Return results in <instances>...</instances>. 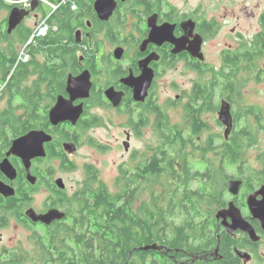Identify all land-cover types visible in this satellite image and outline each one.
<instances>
[{
	"label": "flooded vegetation",
	"instance_id": "flooded-vegetation-1",
	"mask_svg": "<svg viewBox=\"0 0 264 264\" xmlns=\"http://www.w3.org/2000/svg\"><path fill=\"white\" fill-rule=\"evenodd\" d=\"M71 1L76 4L71 24L67 25L65 30L59 28L57 24H52L57 29L52 30L50 34L61 36H58V41L48 42L47 46L41 47L49 50L53 47L65 48L68 51L64 54L60 53L65 51L57 54L53 51L44 54L41 51L36 58L31 56L28 61L34 64L36 59L41 63L46 62L50 66L59 67L61 72L65 71L64 80L60 84L43 83L38 91L35 89L36 86L38 87L35 82L40 76L38 73L33 74L28 78L30 83L26 90L28 98L43 111L46 109L49 112L59 96L69 99L68 77L71 75L78 77L88 72L92 82L90 97L75 103V105L84 104V115L75 126L70 123L52 126L47 112L40 117L29 116L26 133L22 132L21 125L13 123V117L0 116V183L15 190V196L11 197L0 193V229L13 227L12 223H14L15 229L29 232L27 237L6 250L11 260L15 261L34 259L43 264H65L64 258H66L67 263L86 264L87 254L83 253L81 248L77 252L71 248L70 253L63 255V235L65 231L87 236L108 232L102 223H97V215L99 220L100 214V211L96 212V202L100 200L97 193L101 188L107 189L110 194L117 192V180L121 175L123 177L121 189L130 192L136 188V196L132 201L137 197V209L142 207L143 166L150 163L157 152L159 137V122L156 115V111L160 108L158 82L169 71H182L184 75L191 76L186 83L175 81L172 85L171 93H174V96L169 97L166 110L172 125H178L183 137L187 139H190L194 132L199 133L196 137L199 141L223 139L227 126L221 120L220 112L222 107L227 106L233 119L228 139L230 140L241 122L236 113V106L242 97L239 85H236V88H226L224 75L231 73V63L239 60L242 52L254 49V44L264 41V9L261 4H250L253 0H106L103 9L109 11L113 8L108 19L101 18L98 13L96 4L99 0ZM39 2L40 5L35 11H32V5L17 6L30 14L12 34H8V18L11 10L16 6L11 10L7 9V16L0 19L2 32L0 77L8 68L4 55L10 57L17 54L19 49L25 46L24 37L28 32L33 31L47 17L49 22L54 17L55 13L49 16L43 10V5L51 1L39 0ZM256 10L261 12L258 14ZM242 12H249L251 19L259 23V30L252 32L251 37H247L241 30ZM28 22L33 25L27 24ZM152 34L157 35L156 38H153ZM212 44H216L217 59L220 60L218 68L209 63L211 55L214 54ZM145 68L153 73L154 78L147 98L142 102L135 99L134 89L129 82L141 78ZM262 71L260 75L264 76V69ZM254 72L255 70L250 75ZM212 82H215L214 85ZM110 90H112V98L107 94ZM3 93L8 96L6 88L0 96ZM250 108L251 118L260 121L259 124L257 121L253 122L252 129L257 133L259 127L263 128L261 121L264 120V112L256 113L257 111L253 109H258L256 105ZM6 110H9V105L0 112ZM172 112L175 115H171ZM175 116L181 117L180 122L173 120ZM18 117L16 119L26 120V117L22 118L19 115ZM116 123L122 128L126 154L118 168L114 187L111 189L103 180L100 168L86 164L83 167L82 180L69 188L63 175L78 170V165L72 158L82 148L88 146L102 153L108 151L110 146L93 137L92 133ZM16 129L21 130L17 136ZM147 130L156 140L155 147L148 146L145 150L143 148L134 150V141L143 139ZM33 131L46 132L52 136V141L45 144V157L31 161L30 174L33 180L31 182L22 159L14 155L8 157V153L14 140ZM66 144L76 147L75 153H67ZM189 151L191 152L192 149ZM196 152L199 153V150ZM6 160L16 170V177L13 179L1 168ZM134 176H137L136 183L130 180ZM59 179L64 182L63 188L57 183ZM39 196L43 197L42 200L38 199ZM125 197V201L131 200L128 196ZM231 201H235L236 206L243 209L238 197L237 199L233 197L222 209L227 208ZM29 210H33L39 216L55 210L64 217L49 225L42 222L35 223L27 216ZM208 214L205 212L201 216L205 217ZM216 215L214 224H216L218 242L215 246L203 248L201 251L191 248L181 250L179 258L176 256L178 250L172 252L164 248L160 251L161 254L170 257L174 264H222L226 258L228 264L231 262L252 264L256 255L254 249L264 245L261 223L251 219V214L243 213L262 238L259 243H254L245 233L228 234L222 225V220H218ZM191 228L190 221L187 226L189 233ZM222 234L228 235L234 242L232 248H226L228 255L222 251ZM238 242L242 247L235 246ZM6 251L0 247V260L6 255ZM92 251L94 259V250L90 249L89 254ZM237 251L247 252L252 256L251 260L241 259ZM131 252L125 264H129L130 259L134 257V251ZM137 258V264L142 263L143 256L138 254ZM106 263L112 264V260L107 259ZM157 264H160L158 260Z\"/></svg>",
	"mask_w": 264,
	"mask_h": 264
},
{
	"label": "trees",
	"instance_id": "trees-1",
	"mask_svg": "<svg viewBox=\"0 0 264 264\" xmlns=\"http://www.w3.org/2000/svg\"><path fill=\"white\" fill-rule=\"evenodd\" d=\"M52 3L58 0H50ZM72 5H76L71 0L69 4L64 5L54 17L51 18V24H57L59 28L65 30L71 24L74 13ZM13 6L6 4L0 0V9L11 10ZM64 11V13H63ZM63 13L62 17L61 14ZM32 31L28 32L24 37V44L27 43ZM0 36H2L0 26ZM50 34L48 37L38 40L36 46H31L30 54L32 58H36L39 52L43 53L55 52L57 54L66 53L68 50L63 48H41L47 46L51 41H58L61 35ZM55 37V38H53ZM255 48L242 52L239 60L231 63V73L224 75L227 87H242L246 81L244 74H250L257 69V60L264 57V41H258ZM41 48V49H40ZM52 52V53H53ZM7 60V71L0 77V82L5 81L9 75L11 78L7 83V94L9 97V110L0 112V116L13 117V123L23 127L22 132L27 131L26 125L30 117H40L49 113L46 109L43 111L40 106L28 98V91L24 83L33 74H39L40 79L35 82V89L40 91L43 83L57 82L64 80L65 71L59 67L50 66L49 63L39 62L35 59L33 62L20 63L16 68L18 53L14 56L4 55ZM33 67V70L31 68ZM14 72V73H13ZM263 73V71H259ZM217 78V77H216ZM218 79V78H217ZM243 79L245 81H243ZM1 82V83H2ZM215 82H212L214 85ZM235 85V86H233ZM5 97L4 93L0 96V100ZM21 98V103L15 108L13 105L17 99ZM242 100V98H240ZM23 110V113L16 112ZM26 117V120L16 119ZM159 122V137L157 140V152L151 158L150 163L143 166V183L144 195L148 194L149 198L143 202L140 209H137L136 195L137 189L130 192L121 189L122 175L118 178V191L109 193L107 189H100L97 193L100 198L96 202V212L100 211L99 220L97 215V223H102L108 230L107 233L95 236H87L82 234H70L65 231L63 235V255L70 253L71 246L68 240H73L83 253L87 254L86 264H107L106 260L111 259L112 264H125L128 260L129 253L134 251V257L130 259L129 264H137L138 254L143 256L140 264H174L175 262L166 255H162L158 251H142V247L158 244L164 246V250L176 251L177 258L181 254V250L194 249L201 251L203 248L215 246L218 242L216 233L215 215L212 207L219 211L227 206L228 200L226 195L228 192V180L231 178L244 180V172H239V177L227 174L225 167L227 165H236L240 163L244 165L247 159L243 157V149L247 147L248 141L255 138L253 131L254 123L251 121V112L247 115H240L239 118L245 119V127L239 132H234L230 140L222 142L219 147L213 146L216 141L209 139L204 143L196 137L199 133L194 132L190 139L184 138L182 130L177 126H173L167 115L166 109L160 107L156 111ZM34 122V121H32ZM260 121L257 123L259 124ZM262 122V121H261ZM20 131V132H19ZM16 136L21 130L16 129ZM26 133V132H25ZM196 144L198 146H196ZM189 149H192L190 152ZM199 150V153L196 151ZM196 150V151H195ZM214 153V157H210ZM204 166V170L196 169L193 171L192 162ZM259 163L262 164L260 169H254V179L250 181L258 182V185H264V152L258 156ZM133 183L137 182V176L130 178ZM205 182L207 190L204 192L189 189V185L194 182ZM159 186V189H157ZM256 186H252L254 189ZM125 189V187H124ZM131 198L125 201L126 197ZM200 200V201H199ZM198 202H206L210 207L206 212L208 216H195L192 211H201L196 208ZM218 211V212H219ZM217 212V213H218ZM183 214L185 217L183 222L176 225L172 217ZM95 215V216H96ZM187 219V220H186ZM101 220V221H100ZM198 220V221H197ZM192 222L191 232L187 231L188 222ZM197 222V223H196ZM221 244L223 253L228 255V249L232 248L233 240L227 235H221ZM87 239V240H86ZM239 242L235 246H239ZM242 247V244L240 245ZM167 248V249H166ZM94 250L89 254V250ZM73 250V248H72ZM169 251V252H170ZM257 253V249H254ZM159 257V258H158ZM102 259V261H100ZM65 264L67 259L64 258ZM43 264L38 260L28 259L20 262L19 260H10L0 264ZM222 264H228L227 258ZM232 264V262H231ZM240 264H242L240 262Z\"/></svg>",
	"mask_w": 264,
	"mask_h": 264
},
{
	"label": "rangeland",
	"instance_id": "rangeland-1",
	"mask_svg": "<svg viewBox=\"0 0 264 264\" xmlns=\"http://www.w3.org/2000/svg\"><path fill=\"white\" fill-rule=\"evenodd\" d=\"M250 4L254 5H259L261 4L262 8L264 9V0H253ZM43 10L47 15L51 14V8L47 5H43ZM42 11V10H41ZM257 13L259 14L261 11L256 10ZM7 16V10L6 9H1L0 10V19L3 17ZM251 14L249 12L247 13H241L242 17V27L241 30L247 37H251L252 32H254L256 29L259 30V23L257 21L251 19ZM27 24H31L28 22ZM33 23L31 24V26ZM24 45V44H23ZM216 44H212V47L214 49V54L211 55L209 59V63H211L214 67L218 68L220 66V60L217 59V52H216ZM23 46L19 53L21 52ZM264 69V57L261 59L257 60V69L254 72L253 75L250 74H244L243 77L246 79L244 85L242 87H239L241 97L243 98L241 101L239 100L237 102V108H236V113L238 115H247V112L250 111V106L256 105L258 106L257 108H253L256 113H261V111L264 112V76L260 75L259 71ZM253 77V78H252ZM191 76L184 75L182 71H169L164 77H161V79L158 82V93H159V103L160 107L164 108L167 110L168 108V99L169 97H173L174 93H171L172 85L175 81L178 83H186L190 80ZM252 78V79H251ZM30 83V79H28L24 85L27 87V85ZM21 103V98L17 97L14 107L17 108V105ZM6 105H9V97L5 95L3 100H0V110L4 109ZM10 108V106H9ZM17 114H22L23 110H19L16 112ZM42 115V112H40ZM171 115H175L173 112ZM173 119L176 122H180L181 117H174ZM241 122L238 124L237 129L235 132H239L240 130L244 129L245 127V119L244 117L240 119ZM251 121L253 122H258V119L256 118H251ZM119 123V122H117ZM109 124V127L106 129H100L97 130L96 132H93L92 135L93 137L99 139L102 141L105 145L110 146L108 151L102 153L99 152L95 149L88 147H84L80 150V152L73 157L72 159L75 161V163L78 165V170L76 172H68L63 175L65 178V182L68 184L69 188H72L74 184H76L77 181L82 180L83 178V167L86 164H93L96 167L100 168L102 170V178L105 180L111 189L114 187L115 180L118 176V168L123 162V156L126 154L124 146H123V140L124 136L122 135L121 132V127L119 124ZM261 124L263 125V128H258V132L255 134V138L250 141H248L247 147L243 149V157L244 159H247L244 163V165L240 163H236V165H227L225 167L227 174L239 177V172L242 171L244 172V181H245V186L242 189L240 195L238 196L239 198V203L242 205V210L243 213L246 215L250 214L249 207L247 205V198L250 194H253L255 190L257 191L258 189L261 188V185H258V182H252L250 180L254 179L255 176V171L254 169H260L262 167V164L259 163L258 161V156L264 152V120H262ZM215 125V123H214ZM213 125V126H214ZM216 128V126H215ZM217 129V128H216ZM206 140H202V143H204ZM226 142L225 137L223 139H217L216 140V147H219V145L222 142ZM156 145V140L153 137V135L147 130L146 134L143 139L134 141V150H139L142 149L145 150L148 148V146L155 147ZM210 157H214V153H211ZM192 168L193 171L196 169L203 171L204 166L199 165L197 163L192 162ZM252 186H256L254 189ZM207 184L204 182H197L194 181L189 185V189L195 190V191H206L207 190ZM157 189H159V186H157ZM229 192V191H228ZM42 196H39L38 199L42 200ZM149 198V195L146 194L144 195V201H146ZM226 199L228 201L233 199V196L228 193L226 195ZM237 199V198H236ZM200 201V200H199ZM200 208L201 211H192V215L195 216H201V214L205 213L208 209H210L211 206H209L206 202H198L196 208ZM214 212V215L217 214L219 211L215 207H212ZM184 215H176L172 217V220L176 223V225H179L183 222ZM187 220V219H186ZM198 221V220H197ZM13 227L6 228V229H0V247H3L4 250L6 251L7 249L12 248L17 241H20L27 237L29 232H25L22 229L17 230L15 229L14 223ZM16 239V240H14ZM69 245L73 248L75 252H77L80 247L71 239L68 240ZM8 252L6 251V255L1 258V261L3 262H8L11 260V257L7 254ZM251 263V262H250ZM27 264V263H26ZM252 264H264V245H261L259 249H257V253L255 255V259L252 262Z\"/></svg>",
	"mask_w": 264,
	"mask_h": 264
},
{
	"label": "water",
	"instance_id": "water-1",
	"mask_svg": "<svg viewBox=\"0 0 264 264\" xmlns=\"http://www.w3.org/2000/svg\"><path fill=\"white\" fill-rule=\"evenodd\" d=\"M15 1L19 2L23 0ZM105 2L106 0H99L96 4V7L101 18L108 19V17L113 12V8L109 11L103 9ZM39 5V0L33 1L32 11H35ZM29 14L30 13L28 11L20 9L17 6L14 7L11 10L8 18V34H12L18 27H20ZM152 36L153 38H156L157 35L152 34ZM153 78V73L149 72L147 68H145L144 74L141 78L130 80L129 85L134 89L135 99L137 101L144 102L146 100L148 90L153 82ZM91 90L92 82L91 76L88 72H85L78 77H74L72 75L69 76L67 81V94L69 99L65 96H59L57 98L56 104L49 111L50 124L52 126H58L62 123H70L73 126L77 125L84 115L85 108L83 103L79 105H75V103L79 100L88 99L90 97ZM111 91L112 90L107 92L110 98H112ZM114 104L117 105V103ZM220 118L227 126L225 138L228 140L231 133V127L233 126L230 108L227 106L222 107ZM51 141L52 136L44 131L30 132L27 135L14 140L12 148L8 153V157L14 155L22 159L28 174V179L32 182L33 180L30 174L31 161L35 158L45 157V144ZM65 149L66 152L70 154L75 153L77 150L76 147L71 144H66ZM128 150L129 148L126 144V151ZM1 168L12 179L16 177V170L8 160L2 163ZM57 183L61 188L64 187V182L62 179H59ZM243 186L244 181L242 179H231L228 181V191L234 198H237L240 195ZM0 193L6 197L15 196V190L5 186L2 183H0ZM247 205L249 207L251 219L259 221L261 223L262 230L264 231V186L248 196ZM27 216L35 223L42 222L46 225H49L52 222L64 217L63 214H59V212L55 210H52L48 214L41 216L37 215L33 210H29L27 212ZM216 217L218 220H222V225L226 228L228 234L233 235L237 232H242L248 235L250 240L254 243H259L261 241V236L258 235L250 221L244 217L242 210L236 206L235 201L229 202L228 207L220 210ZM163 249L164 246L153 244L142 247L139 250L160 252ZM237 254L241 259L246 261H250L252 257L250 254L244 251H237Z\"/></svg>",
	"mask_w": 264,
	"mask_h": 264
},
{
	"label": "built area",
	"instance_id": "built-area-1",
	"mask_svg": "<svg viewBox=\"0 0 264 264\" xmlns=\"http://www.w3.org/2000/svg\"><path fill=\"white\" fill-rule=\"evenodd\" d=\"M1 1H4L6 4L11 5V6L30 7L33 1L35 0H23L19 2L15 0H1ZM69 1L70 0H61L56 3L47 2L46 4L51 8V14H54V13H57L59 9H61L64 5L69 4ZM72 9L76 10V5H72ZM48 18L49 17L41 21L39 25L33 29L27 43L25 44V46L22 48L21 52L19 53L16 66L14 68H16L20 63L28 62L31 58V54H30L31 46H34L35 44H37L38 40L48 37V35H50V32L52 30L57 29L56 26H52V24H50ZM10 78H11V75H9L5 81L3 82L1 81L2 83L0 82V93L6 88L7 83L9 82Z\"/></svg>",
	"mask_w": 264,
	"mask_h": 264
},
{
	"label": "bare ground",
	"instance_id": "bare-ground-1",
	"mask_svg": "<svg viewBox=\"0 0 264 264\" xmlns=\"http://www.w3.org/2000/svg\"><path fill=\"white\" fill-rule=\"evenodd\" d=\"M20 7V6H19Z\"/></svg>",
	"mask_w": 264,
	"mask_h": 264
}]
</instances>
